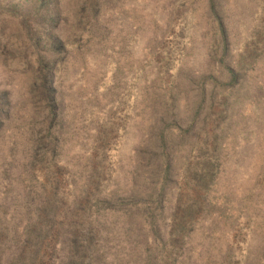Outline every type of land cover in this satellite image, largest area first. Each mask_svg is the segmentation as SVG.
Instances as JSON below:
<instances>
[{"label":"rangeland","instance_id":"obj_1","mask_svg":"<svg viewBox=\"0 0 264 264\" xmlns=\"http://www.w3.org/2000/svg\"><path fill=\"white\" fill-rule=\"evenodd\" d=\"M51 1L0 0V263L62 264V224L115 193L133 225L103 264H140L133 240L158 264H264V0H56V23ZM51 61L59 124L36 79ZM33 194L56 203L37 246ZM160 206L172 240L145 230Z\"/></svg>","mask_w":264,"mask_h":264},{"label":"trees","instance_id":"obj_2","mask_svg":"<svg viewBox=\"0 0 264 264\" xmlns=\"http://www.w3.org/2000/svg\"><path fill=\"white\" fill-rule=\"evenodd\" d=\"M51 2L53 3V5L49 12L50 13L49 22L56 23L58 19V12L57 9H55L56 7L55 5L57 1L52 0ZM95 20L98 23L101 22L97 20V17ZM223 34L224 33L222 32L221 42L223 48H225L224 40L226 38ZM44 35L47 36L46 33H44ZM101 39L103 40V38ZM53 43L56 48H58V46L60 47V45L56 42V40ZM98 43H100V41H98ZM49 62H43V63L41 62L43 65H41L40 63L39 66L40 68L37 73L38 77L36 79L38 80L39 78L41 79V84L44 89L41 93L45 97L46 106H44V108L47 109L48 120L59 124V122L61 123V120L59 119L60 118L63 119V113H61V109H62L61 101L63 99L58 95V88H56L58 86L56 85V87L55 86L53 87V83L52 85L50 84L52 79L48 75L49 70H45V68L50 69L51 66H54V62L51 61L53 64H49ZM232 77L235 78L234 74H232ZM47 84L51 85L52 87L51 86L46 87ZM30 136H28V138L33 140V138ZM156 139H158L159 141L158 146L161 149V153L164 158V163L166 166L163 182L160 187V193H161L164 190L166 181H168L169 151L167 150V137L165 136L164 131H160L156 135ZM104 194L105 193L101 194L100 196H96L95 199L92 200L93 204L89 205L91 211H89V213H86L87 218H80V220H78L73 224H62V228L63 227L66 228V231L64 232L65 235L63 237V240L70 243V245L64 247V249L61 248L62 249L61 252H63L62 255L63 259H61L62 264H103L101 263L100 260L104 261V258L102 257L105 250L104 247L107 246V241H109L112 235H116L117 232L116 222L118 221L121 222L123 220L122 222L124 224H122V226L124 227L126 226L128 228H130V226L133 225V223H129V222L125 223V217L123 216V214L126 213V211L123 212L117 207L114 208L112 206V204L119 196L112 195L115 193H110L109 195L107 194L104 195ZM136 197H137L136 195L131 194L128 196V199L130 201H135ZM82 199L83 198H81L80 200L75 199L74 207L78 204H79L78 206L82 205L81 204ZM29 201L33 202L32 205L35 208L34 211L37 212L36 213L37 215L34 216L36 219L33 225L31 223L28 225L27 231L30 232V234H32V237L28 239V242H32V245L34 244L37 246L40 243V241L47 238L49 235H53L52 223L56 217L55 215L56 203L53 204L50 199H44L41 202L40 200H37V196L35 194L31 196V199ZM143 212H144L143 221L145 224V230L148 231V233H151L153 239H156V241H158V238L160 236H162L163 238L168 237L169 240L170 239L172 240L174 238V236L176 235L175 229L170 231L168 234H166L165 231H163L166 228L165 226L166 223H168V220L166 219L167 214L165 213L163 206H160L158 208L157 221L155 217L152 215V213L150 216L148 209H146V211ZM146 213L149 215V217L146 215ZM130 214L131 213H129V215ZM1 225L2 223H1V215H0V227ZM123 235H124L123 241L129 242L131 239V235H126V234ZM116 237L119 238V235H117ZM131 243H133V246H131V244L129 245L126 244V245L128 247H132L131 251L135 247L133 252L134 255L137 256V258L139 259L140 264H158L157 254L155 252L157 251V249L149 248L148 246H145L142 249H136V245H137L136 242H134L133 240ZM33 258L34 256L32 253L31 254L28 253V255H22L20 252H17V255L12 257L11 260L8 262V264H27L28 262H32ZM104 264H112V262L107 261Z\"/></svg>","mask_w":264,"mask_h":264}]
</instances>
